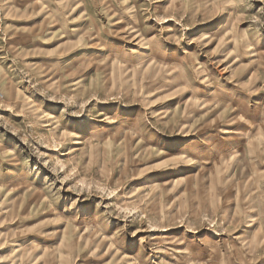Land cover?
Instances as JSON below:
<instances>
[{
    "label": "rangeland",
    "instance_id": "rangeland-1",
    "mask_svg": "<svg viewBox=\"0 0 264 264\" xmlns=\"http://www.w3.org/2000/svg\"><path fill=\"white\" fill-rule=\"evenodd\" d=\"M0 264H264V0H0Z\"/></svg>",
    "mask_w": 264,
    "mask_h": 264
}]
</instances>
